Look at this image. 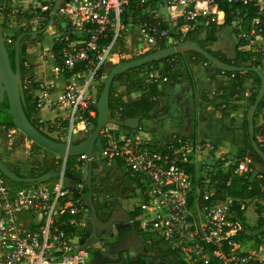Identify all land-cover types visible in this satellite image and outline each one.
<instances>
[{
  "label": "built area",
  "instance_id": "2783aa9c",
  "mask_svg": "<svg viewBox=\"0 0 264 264\" xmlns=\"http://www.w3.org/2000/svg\"><path fill=\"white\" fill-rule=\"evenodd\" d=\"M218 1L242 5H236L232 24L240 48L264 57V0L62 1L56 15L63 28L54 34L46 54L53 78L33 75L24 80L36 111L45 108L54 113L47 120L34 114L38 124L58 140L75 142L77 133L87 132L88 119L96 117L104 69L124 58L121 46L125 47L132 24L147 47L170 37L177 43L189 28L224 23ZM173 6L178 12L166 15L163 10ZM250 6L255 15L248 19ZM48 8L46 3L40 9ZM138 8H144L145 18L132 14ZM12 11L18 13L16 7ZM173 28L177 30L169 32ZM6 41L11 38L6 36ZM163 66H172L171 59ZM156 70L149 71L153 81L159 77ZM57 77L60 87L55 95ZM160 79L165 81L166 76ZM80 121L82 129L75 127ZM110 130L105 126L100 132L92 160L124 170L130 177L139 208L135 220L148 239H160L185 264H263L254 254L231 251L233 201L226 196L211 198L217 183L211 175L224 163L216 157L213 143L176 133L159 143L139 128ZM68 158L56 155L53 163L59 174L47 181L15 185L0 176V264H94L90 246L79 241L88 216L84 185L65 181ZM74 166L84 178L87 156H76Z\"/></svg>",
  "mask_w": 264,
  "mask_h": 264
},
{
  "label": "trees",
  "instance_id": "16d2710c",
  "mask_svg": "<svg viewBox=\"0 0 264 264\" xmlns=\"http://www.w3.org/2000/svg\"><path fill=\"white\" fill-rule=\"evenodd\" d=\"M8 3L9 2H6V4L5 3L0 4V14H2L4 17H6L8 13L7 11ZM236 5L242 6L241 4H235V3L230 4L224 1H218L217 7L224 12V23L219 25V24L212 22L203 28L207 32L198 33L197 37H193L188 33V35L185 38L196 40L208 52H210L211 54H213L220 60H223L227 63H231L234 65H240L244 67L258 66L260 68H263L264 64L262 62V59L253 58V55L250 51H240L235 48V53H234L233 58L229 59V58L220 56L217 52L211 50V48L209 47V44L217 39V36L215 35L216 31H219L222 27L231 26L233 24L234 10L236 8ZM143 10L144 8L135 9L132 12V14L135 15L137 13H142L143 14L142 18H145L147 16V13L146 11H143ZM44 12L48 13L49 9L45 10ZM254 15H255V7L250 6L248 9V15L246 18L250 19ZM1 24L3 27H5L6 23H1ZM11 37H12L11 41L7 42V51L9 54L11 65L14 68L13 43L16 38V35H12ZM25 38H27V36L23 37L21 42ZM165 45L166 44H165L164 39L156 41L157 47H164ZM186 55H188L192 61L202 60V61L207 62V60L200 54L192 52V51H187V52H182L179 54L168 56L161 60L152 61V62L146 63L138 67L131 68L128 71L117 75L114 78L113 83L117 82L118 85L121 87V89L117 91L113 83L110 87L109 108L112 110V116L119 117V118L140 117L141 119L140 129H144L146 120H151L152 118L156 117L159 114V112L173 113V111L170 110V107H171L170 92L167 90V86L169 84L173 85L175 82L181 81L183 72H186V70L188 69L187 64L185 62ZM168 59H171L172 66H163L162 68H160L161 73L159 74V77L157 78L156 81H153L152 79H150L149 71L156 70V69L158 70L159 63L165 62ZM25 62L26 60L24 57V47H21L20 48V71H21V76L23 79V84H24V80L27 77H32L34 74L32 65H28ZM177 64L182 68L181 72L177 71ZM111 66L112 65H110V67ZM110 67L109 66L105 67L104 75H103L104 77L107 71L110 69ZM146 68H147V71H145L146 74L144 75V80L141 81L140 74ZM213 68L217 72H221L228 76V82L225 85V87L223 86L219 87V88L224 89V94L223 95H220V94L210 95L203 91L197 93L192 87H190V89L188 90V96L191 102L193 103L194 107H197L205 103V105H209L211 106V108L219 110L221 113L224 114L225 104L231 98H238V96H235V95H238L241 92L242 87L244 86V80L246 78H251L253 85H254L253 91L251 92L249 96L250 104L253 102L257 94V91L259 89V86H260V77L257 73H255L249 68H246L244 70H235V71H221L215 67ZM160 75L166 76V80L162 81L160 79ZM187 80L188 82L190 81L189 78ZM132 92H139V94L135 98H131L129 95ZM24 95H25L26 116L31 120L34 126H36L40 131L52 137L48 133L44 132L40 124H38V122L36 121V118L34 117L35 116L34 114H36L35 102L33 101L31 95L27 92L26 88H24ZM159 104H161V107H159ZM94 108L96 107L94 106ZM263 108H264V95L259 105L257 106L256 112L254 114V119L256 118L257 114ZM63 124H66V121H64ZM94 124H95V117L89 118L87 121V126L89 127ZM0 127H3V128L13 127V124L9 118L8 104H7L6 99H4L0 103ZM120 130L129 131L130 129L126 127H118L117 131H120ZM243 131H244V141H245L246 149L249 152L253 153V155H255V158L263 166V168L258 171V173H260L261 176L258 177L256 175L258 173L253 172L255 167H252V171H250L249 173H243L241 175H236L235 172H233V170H234V167H236V165L238 164L237 162L233 164L231 167H229L227 170L225 171L218 170L214 175H211V181L217 180V183L215 184L216 191L214 195L211 196V198L212 199H223L226 195L233 196L234 201L232 203V211H234V217H238L239 219L242 218V210L240 209L239 200L241 201L246 198H253V197L264 198V163L251 145V142H250L251 139L249 137L248 130H247L246 117L244 118ZM86 133L87 132H85L82 136L75 139V142H79L83 140L86 136ZM259 133L262 136V141H264V126H256L255 120H254L253 139L258 144V146L262 150H264V144L257 137ZM176 134L178 135V137L181 136L178 133ZM181 137H184V136H181ZM36 146L40 147L38 145ZM75 161H76V156L69 157L68 164H67L66 171H65V181H69L72 184L77 183L78 181H82L78 179L80 176L75 171V166H74ZM93 163H94L93 165L94 168L97 167V163L95 161H93ZM54 166L55 164L52 162L51 165L47 167L45 170H47L50 167H54ZM14 170L16 171V173L20 174L17 169H14ZM37 173H40V171L39 172L31 171L30 174L33 175ZM0 176H3V175L0 173ZM126 178L130 179L128 175L126 176ZM12 183L15 185L25 184V183H15V182H12ZM86 192H87V189L86 187H84L82 190V194H85ZM256 210H257V213L259 214L260 210L259 209H256ZM138 212H139V208L135 207V209L132 212V217L135 218ZM136 224H137V221H136ZM262 226H264V215H259L257 219L256 227H262ZM141 232L143 234L145 233V231H142V230ZM262 234L264 235V229L262 230ZM153 244L155 248H157L160 252L163 253V260L167 264H185L175 251H172L170 249H167L166 247H163V243L160 239H155L153 241ZM126 264H141V263L127 262Z\"/></svg>",
  "mask_w": 264,
  "mask_h": 264
},
{
  "label": "crops",
  "instance_id": "0c3cea01",
  "mask_svg": "<svg viewBox=\"0 0 264 264\" xmlns=\"http://www.w3.org/2000/svg\"><path fill=\"white\" fill-rule=\"evenodd\" d=\"M62 1H65V0H60V3ZM6 2H9L7 4V9H8L7 16L4 17L2 14H0V18H2L3 21L8 23L10 27L9 29L11 30V32H13L12 34H16L23 29L20 25L16 24V21L19 23L20 22L28 23L29 27L39 22V18H41V16L36 13L38 7L34 9L32 7L31 1H28L27 3L25 0H0V4H3V3L6 4ZM43 2L44 4L48 3L49 5V2L46 0ZM14 7H16L18 10L17 14H15L12 11ZM163 11L166 13V15H169V14L174 15L172 13L173 11H171V8L165 9ZM176 11L178 12V10ZM48 15H49V12H48ZM48 15L45 18V23L48 19ZM219 20H223L220 17V15H219ZM50 23H52L53 25L57 24L59 28V32L63 28V20L61 17L57 15L54 16V19ZM50 26L52 25L49 24L47 29ZM31 30H34V29L32 28L27 31H31ZM50 30H51V34L49 33L47 34V32L44 31L37 37L38 39L37 38L31 39L33 41L35 40V42L34 44H32V46L30 45L31 51L32 50L40 51L39 52L40 60L37 61L36 63L38 64L37 71H35L33 67V71H34L33 75H36L37 78L45 79V80L48 78H53V76H50L49 74L48 60H47L48 56L46 54L52 44V39L56 32L53 31L52 27H50ZM233 36L231 39H229L232 45L231 50L230 49L228 50L225 48L227 46V43L226 41L223 40L222 47L220 48H221V51L222 52L224 51V52L223 53L218 52V51H215V52H217L220 56H223V57L232 56L230 57L232 59L235 53L234 46L236 47V49L240 51H246L240 48V43L236 41L235 40L236 38H233ZM132 37H135V38L138 37V39H141L140 36L138 35L137 29L134 26V24H132L131 26V33L126 37L127 43L125 44V46L130 44ZM23 41L20 44V48L24 47ZM24 51L26 53L25 47H24ZM250 52L252 53L253 58L262 59V62L264 64V57H259L254 52L252 51ZM227 53L230 55H227ZM185 62L187 64L188 69L186 70V72H183L181 81L175 82L173 85H170L171 86L170 90H168L170 92V97L173 94V100H170V104H171L170 108L174 110V113L178 112L177 116L175 118L170 119L168 126L162 129H166L167 135H170L172 133H178L179 135L184 136V137L194 136L199 139L210 141L214 145V153L216 157H219V156L224 157V163L220 165L221 170L225 171L237 162L238 164L236 165V167H234V170H233V172H235L236 175H241L243 173H249L250 171H252V167H253V165L251 164V159L253 158V156L246 149V146H245L243 123H244V118L246 117L247 109L250 106L249 96L251 92L253 91V86H254L252 79L246 78L244 80V86L242 87L241 92L238 95H235V96H238V98H231L227 101V103L225 104L224 114L221 113L219 110L211 108V106L205 105V103H203L195 107L194 112H190L188 115H186L182 113V111H183V108L186 107L187 101H189L190 99L188 96V90L190 89V87H192L197 93L203 91L210 95L212 94L223 95L224 89L219 88V87H222V86L225 87V85L228 82V76L221 72H217L216 70H214L212 65H210L208 62H205L202 60L192 61L188 55L185 56ZM25 63L28 65L35 64L32 61H28V59L26 60ZM161 66H162V62L161 64L158 65L159 69L156 70V73L158 75L161 73L160 72ZM181 69L182 68L177 64V71L181 72ZM188 78L190 79L189 82L187 80ZM54 80L56 81L57 87L56 89H54L53 94L57 95L59 94L60 79L59 77H57ZM116 84L118 85V83L116 82L113 83L114 86ZM115 89L117 91L120 90V89H117V87H115ZM129 96L131 97V95ZM187 96H188V100H186ZM173 101H175L176 103H174ZM159 107H161V104H159ZM42 111L44 112L45 116L41 115ZM163 113L164 112L162 113L159 112L158 115H161ZM180 113L182 114L181 116H180ZM36 114H38L42 119H46V120L54 116L53 112L48 111L45 108L39 109L38 111H36ZM154 118H152L151 120H146L145 122V126L147 127V124H148V130H151V131L147 132L144 129H140L139 127V129L143 131L145 134L149 135V137H152L151 135L152 131H154L152 134L156 135L159 132L158 130H160L158 129L160 125L158 121L157 122L153 121ZM254 120H255L256 126H264V108L257 114ZM79 129H82V128H79ZM116 129L118 128L116 127ZM120 131H125V130H120ZM81 132H82V135L85 133L83 131ZM257 137L260 141H262V136L260 135V133L257 135ZM262 143L264 144V141H262ZM38 150L44 156V160H42L41 165L44 166V162H45L46 164H48L47 167H49L51 163L54 160H56L55 154L43 148H40V147H38ZM225 157H229L233 159L232 161H234V163L232 164L231 161L229 160L230 164L226 165ZM252 160H255V159L253 158ZM5 162L7 163L9 167L17 169L21 175H24V176L31 175L29 172L30 170L28 169L27 166H23V165L21 167L11 166L10 160L8 159ZM254 166L258 168L257 164ZM47 167H41L39 166V164H37L35 165L34 169L32 168V171L41 172L45 170ZM99 167L113 170L114 176L123 177V178L127 176L124 170L115 169L110 165L101 163L99 164ZM120 172H122V174ZM256 173H258V171H256ZM256 175L258 177L261 176L260 173ZM125 179L127 181H132L129 178H125ZM239 202H240V205H243V208H244L242 209V218L239 219L238 217H235L234 221L236 219L238 221H244L246 222L247 225H243L246 227V229L243 230L242 233H238L234 235V241H236L235 246L239 250L256 252L258 253V256L264 259V246L262 248L260 247V244L263 242L264 238H261V241L257 242V240H255L254 237H251L254 232H257V230L260 229V227L255 226L257 223L258 215L254 211V204L255 202L264 203V198H260V197L246 198L241 201L239 200ZM260 215H264V210ZM263 229L264 228L262 227L260 230H263ZM243 232L245 233L243 234Z\"/></svg>",
  "mask_w": 264,
  "mask_h": 264
},
{
  "label": "water",
  "instance_id": "95a60500",
  "mask_svg": "<svg viewBox=\"0 0 264 264\" xmlns=\"http://www.w3.org/2000/svg\"><path fill=\"white\" fill-rule=\"evenodd\" d=\"M59 4L60 0H53L51 9L49 11L48 19L42 27L31 31H22L16 35V38L13 43L14 68L11 65L9 54L7 51V41L6 35L4 33V27L0 23V103L4 99L7 100L8 114L13 124V128L21 132L32 143L40 146L41 148L55 155L72 157L78 156L80 154H85L87 156L86 175L84 178L79 177L78 179L82 180L84 187H86L87 189V192L82 196V199L84 205L88 209L89 218L94 226V230L97 236L100 235V231L98 229L100 222L93 204V197L91 191L92 177L94 171L92 153L95 148V144L99 138L100 132L108 124H112L117 127H126L130 130H136L140 127V117H113L112 110L109 108L110 87L114 81V78L117 75L124 73L131 68L138 67L152 61L161 60L171 55L192 51L203 56L210 65L221 71H235L249 68L255 73H257L260 77V86L253 102L247 109L246 120L248 134L251 139V145L264 163V150H262L253 139L254 114L256 112L257 106L259 105L264 95L263 69L258 66L244 67L240 65H234L220 60L219 58L208 52L194 39H185L171 45L158 47L143 55L112 64V66L107 71L104 77L101 89L96 100L95 124L92 126V128L89 130L83 140L79 142H66L54 139L40 131L36 126H34V124L26 116L25 113L24 84L20 71V44L22 38L25 35H29L30 39H34L44 31H46L50 22L54 19V16L57 13ZM166 117L173 116L166 112L161 115H158L156 118L153 119V121L157 122ZM0 173L8 180L15 183L43 182L51 178L57 177L59 174L58 170H56L54 167H50L47 170L37 174L27 176L20 175L16 173L13 168L9 167L1 156ZM109 175L111 177H114V171L111 170ZM106 226H110V222L106 223ZM88 233V230H85L83 232L79 239L80 243H85V239ZM108 246L109 252L113 253V244L110 243ZM92 258L94 264L116 263L118 261V258H111L106 255H103V253L97 249L92 252ZM125 261L126 259L123 258L122 263H125Z\"/></svg>",
  "mask_w": 264,
  "mask_h": 264
},
{
  "label": "rangeland",
  "instance_id": "374dc122",
  "mask_svg": "<svg viewBox=\"0 0 264 264\" xmlns=\"http://www.w3.org/2000/svg\"><path fill=\"white\" fill-rule=\"evenodd\" d=\"M25 1L27 3H28V1L35 2V4H37L39 6L37 8V12L36 13L39 14L41 16V18H39V22L37 24L32 25L31 27L33 29L40 28L41 26L44 25L45 18L48 15V13H45L44 11H42L40 9L43 6V4H44L43 1H45V0H25ZM46 1H49V11H50L53 0H46ZM176 10H178V9H176ZM0 23H6L5 24V27H4V33H5L6 36H8V38H12L11 37L12 35H17L21 31H27V30L32 29L31 27L28 26V23H25V22H20L19 23V22L16 21V24L17 25H20L23 29L20 32L16 33V34H12L13 32H11V30L9 29L10 27H9V25H8L7 22L3 21V19L0 18ZM50 25H52L50 27L53 28V31H55L56 33H59V28H58V25L57 24L56 25H53L52 23H50ZM50 27L46 31L47 34L48 33L51 34ZM204 27H206V26L198 27V28H195V29L189 28L187 31L184 32V35L183 34L180 35V39H184L185 35L187 36L188 33L191 36L196 37L198 35V33L207 32L205 29H203ZM176 30L177 29H174L173 28L172 30L170 29L169 32L170 31H176ZM215 35L217 36V39L209 44V47L213 51L222 52L220 47H222V44H223L222 41L223 40L226 41V43H227V46L225 48L228 49V50L229 49L231 50V46L232 45H231L229 39H231L233 35H234L233 38H236L235 40L239 42V39H237V37H236L235 29H234V26L233 25L222 27L219 31H216ZM34 42H35V40L34 41H29L27 39L23 41V46L26 49V53L24 51V57H25V60L28 59V61H32V62L35 63L34 65H32V67H34V70L37 71V65L38 64H36V63H37V61L40 60L39 59V52L40 51L39 50L38 51L37 50L36 51L35 50L34 51L33 50L31 51L30 45L32 46V44H34ZM174 43H175V41L172 39V37H170V38H168V39L165 40V44H166L165 46L171 45V44H174ZM156 48H158V47L157 46H149V47H147L146 44H144V42H143L142 39H138V37L137 38L132 37L129 45H127L125 47L123 45L121 46V50H122L121 52L124 55V58L120 59L116 63L121 62V61H124V60H127V59L134 58L136 56H139L141 54H144V53H146L148 51H151L153 49H156ZM234 48H236V47L234 46ZM234 52H235V50H234ZM227 55H230V54L227 53ZM230 57H232V56H230ZM230 57H225V58L231 59ZM159 64H161V62ZM110 65L111 64H108L107 66L110 67ZM145 71H147V68L144 69L141 72V74H140L141 81L144 80V75L146 74ZM115 87H117V89H121V87L119 85H117V84L115 85ZM170 87L171 86L169 84L167 86V90H170ZM138 94H139V92H132L130 95H131V97L134 98V96L136 97ZM186 98H187L186 100H188V96ZM170 100H173V94L171 95ZM173 102L176 103L175 101H173ZM170 110L173 111V113H174V110L172 108H170ZM194 111H195V107L192 105L191 100L189 99V101H187L186 107L183 108L182 113L188 115L190 112H194ZM177 113L178 112H175L174 114L177 115ZM41 115L42 116H45L43 111L41 112ZM170 118H174V117H170ZM170 118L169 117H166L162 121L158 122L159 125H160L159 128H158L160 130H158V131H161L162 128L168 126V123H169ZM92 126H89V127L86 128L87 129V133L92 128ZM75 127L80 128V127H82V125L79 122L77 124V126H75ZM107 127H108V129H112V130H110L111 132H115V129H116L117 126L112 125V124H108ZM144 130L147 131V132L148 131H151V130H148V124H147V127L145 126ZM153 132L154 131L151 132V135H152L153 138L150 137V139L152 141L154 140V136L152 134ZM79 136H82V132L77 133L76 137H79ZM147 136H149V135H147ZM54 138L59 139V137H54ZM95 151H96V153L98 152L97 145L95 147ZM251 154H252L253 158L255 159V160H252L253 158L251 159V164L253 165V167H255L254 165H256V164L258 165V168L255 167V169L253 171L254 173H256V171H259L260 169H262L263 166L255 158V155H253V153H251ZM0 156L2 157V159L4 161H6L7 159L10 160L11 166H19V167H21L22 165L23 166H27L28 169L30 170L29 171L30 173L32 171V168L34 169L35 165H37V164H39V166H41V167H47L48 166V164H46L45 162H44V166L41 165L42 164V160H44V156L41 154V152L38 150V147L34 143H32L29 139H27L18 130H15V131L12 132V131H9L8 128H3V127H0ZM222 158L224 159V157H222ZM225 158H226V165H229L230 164L229 160L231 161L232 164L234 163V161H232L233 159H231L229 157H225ZM220 167L221 166H218V170H221ZM216 170H217V168H216ZM102 171H103V169L100 168L99 167V164H98L97 165V169H94V171H93V175L99 177L101 174H103ZM120 173L122 174V172H120ZM107 186L108 187H113V185H110L109 183H107ZM226 197H229L230 199H232V201H234V197L233 196L226 195ZM121 202L126 204L129 201L122 200ZM132 206H133V209H135L136 202H134ZM263 208H264V203H262V202H255V204H254V211L257 213V210L256 209H259L260 210L259 214L257 213L258 216L263 212V210H264ZM240 209L241 210L244 209L243 208V205H240ZM230 215H231V217L235 218L234 217V211L231 210ZM235 221H234V227H233L232 233H231L233 236L236 235V234H238V233H242V231L246 229V227L243 226V225H247L246 222H244V221H238L237 219ZM256 225H257V223H256ZM137 226L140 229V227H139L140 225L138 223H137ZM262 227L264 228V226H262ZM262 227H260V229ZM260 229L257 230V232H254L252 234V236H251V237H254L255 240H257V242H260L261 241V238H264V235L262 234V230H260ZM244 233L245 232H243V234ZM144 235H145V233H144ZM258 235H260V236H258ZM146 237L148 239V236H146ZM148 240L153 242L155 239H148ZM235 242L236 241H234V237H232V239L230 241L232 253H234V251H236V252H238L240 254H242V253H248V254H251V255L254 254V255H256L258 257V259H261L262 263L264 264V259H262L260 256H258V253L253 252V251L239 250L235 246ZM263 246H264V240L260 244V247L261 248ZM163 247H165V246L163 245ZM167 249H169V248H167Z\"/></svg>",
  "mask_w": 264,
  "mask_h": 264
},
{
  "label": "flooded vegetation",
  "instance_id": "af4514ba",
  "mask_svg": "<svg viewBox=\"0 0 264 264\" xmlns=\"http://www.w3.org/2000/svg\"><path fill=\"white\" fill-rule=\"evenodd\" d=\"M25 36L27 38L24 40L33 41L29 35ZM262 69L264 71V65ZM169 114L174 118L177 116L174 113ZM153 136L155 137L154 140L160 143L165 141L169 135H167L166 129H162ZM94 169H97V167ZM102 169L103 174L99 177L93 175L91 186L93 204L100 222L98 226L100 235H96L87 209L88 216L80 236L85 230H88L89 233L85 239V243L90 246L92 252L97 249L103 255L118 258L116 263L104 264H126L127 262L166 264L163 260V253L155 248L152 241L146 238L138 228L135 218L132 217L134 210L132 205L137 195L133 182L127 181L126 177H111L109 175L111 169ZM107 183L113 185V187H108ZM122 200L129 202L125 204L121 202ZM108 222H110V226H106ZM110 243L113 244V253L109 252L108 245ZM123 258L126 259L125 263H122Z\"/></svg>",
  "mask_w": 264,
  "mask_h": 264
},
{
  "label": "bare ground",
  "instance_id": "6f19581e",
  "mask_svg": "<svg viewBox=\"0 0 264 264\" xmlns=\"http://www.w3.org/2000/svg\"><path fill=\"white\" fill-rule=\"evenodd\" d=\"M177 9V7L176 6H173V7H171V11H173L172 13H174V14H176L177 12L175 11ZM220 15V17H221V13L219 14ZM80 123H81V125H82V127H80V128H83L84 127V124H83V122H81L80 121ZM77 126V125H76ZM78 128V127H77Z\"/></svg>",
  "mask_w": 264,
  "mask_h": 264
}]
</instances>
